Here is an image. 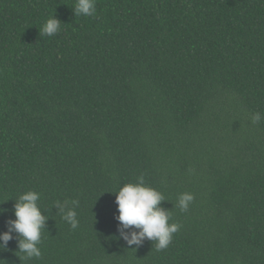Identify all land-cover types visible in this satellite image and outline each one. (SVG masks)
Returning <instances> with one entry per match:
<instances>
[{
  "label": "trees",
  "instance_id": "trees-1",
  "mask_svg": "<svg viewBox=\"0 0 264 264\" xmlns=\"http://www.w3.org/2000/svg\"><path fill=\"white\" fill-rule=\"evenodd\" d=\"M74 3L0 0V232L29 190L48 217L40 258L13 232L0 264H264V0ZM141 175L180 225L164 250L118 231Z\"/></svg>",
  "mask_w": 264,
  "mask_h": 264
},
{
  "label": "clouds",
  "instance_id": "clouds-1",
  "mask_svg": "<svg viewBox=\"0 0 264 264\" xmlns=\"http://www.w3.org/2000/svg\"><path fill=\"white\" fill-rule=\"evenodd\" d=\"M73 12L76 16L95 17L96 0H75ZM61 22L52 15L46 20L40 29L41 34L53 36L60 30ZM261 113L252 115V122H259ZM115 193V203L117 206L118 231L121 238L131 247L139 246L145 239L155 242L157 251L166 249L172 241L173 234L176 233L180 225L172 220L171 211L161 207L166 201L164 195L144 183L141 175L135 183H126L118 188ZM194 197L191 193H181L177 200V207L181 212L189 209ZM40 194L35 191H26L19 195L13 207L14 219L8 222V230L0 232V251L7 248L8 242L13 239L15 232L19 239L17 241L18 252L22 253L25 259L40 258L41 250L39 244L42 239V232L45 230L47 216L42 214L38 204ZM72 205H78V201H72ZM62 219L73 229L77 228V219L74 207H68V202L56 205ZM3 209H0V214ZM125 229L132 231L124 232Z\"/></svg>",
  "mask_w": 264,
  "mask_h": 264
}]
</instances>
